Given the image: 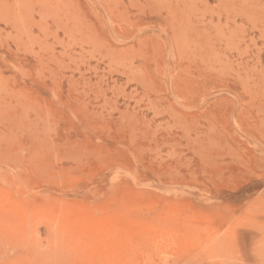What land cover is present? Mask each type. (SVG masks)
Masks as SVG:
<instances>
[{
    "label": "rangeland",
    "instance_id": "374dc122",
    "mask_svg": "<svg viewBox=\"0 0 264 264\" xmlns=\"http://www.w3.org/2000/svg\"><path fill=\"white\" fill-rule=\"evenodd\" d=\"M0 245L264 264V0H0Z\"/></svg>",
    "mask_w": 264,
    "mask_h": 264
},
{
    "label": "bare ground",
    "instance_id": "6f19581e",
    "mask_svg": "<svg viewBox=\"0 0 264 264\" xmlns=\"http://www.w3.org/2000/svg\"><path fill=\"white\" fill-rule=\"evenodd\" d=\"M15 252L16 250L10 246L0 245V264H21L20 256Z\"/></svg>",
    "mask_w": 264,
    "mask_h": 264
}]
</instances>
